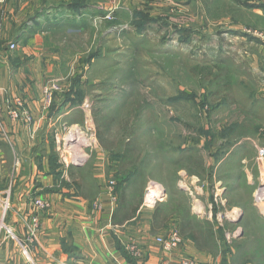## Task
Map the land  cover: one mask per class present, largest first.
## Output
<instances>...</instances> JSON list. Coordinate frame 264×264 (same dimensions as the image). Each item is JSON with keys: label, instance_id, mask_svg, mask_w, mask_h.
Here are the masks:
<instances>
[{"label": "rangeland", "instance_id": "374dc122", "mask_svg": "<svg viewBox=\"0 0 264 264\" xmlns=\"http://www.w3.org/2000/svg\"><path fill=\"white\" fill-rule=\"evenodd\" d=\"M108 10L112 19L91 20L95 52L82 56L95 64L69 73L66 81L80 99H88L76 115L81 124L63 129L60 159L69 156L64 142L76 138V152L86 153L88 162L102 155L119 202L122 196L131 209L139 206L155 182V194L169 188L175 211L191 212L190 203L202 198L208 214L216 208L227 230L218 232L237 239L242 233L233 230L240 217L227 220L224 191L248 208L264 203L252 196L264 185V161L258 157L264 148V57L256 62L252 56L264 40V0H110ZM105 23L104 51L99 36ZM58 76L45 86L61 88L54 98L65 83ZM46 103L53 108L54 102ZM219 152L226 165L217 163ZM127 177L132 181L125 182ZM201 216L183 218L182 228L208 245L215 223ZM2 235L11 236L7 227ZM244 235L252 239L250 232ZM238 257L246 259L244 252Z\"/></svg>", "mask_w": 264, "mask_h": 264}, {"label": "crops", "instance_id": "0c3cea01", "mask_svg": "<svg viewBox=\"0 0 264 264\" xmlns=\"http://www.w3.org/2000/svg\"><path fill=\"white\" fill-rule=\"evenodd\" d=\"M109 4L110 0H6L0 4L3 102L19 98L34 117L30 125L13 121L5 105L1 112L0 219L11 236L0 237V264H178L187 257L199 264H264V203L262 209L248 208L232 202L230 193L224 191L221 201H226L225 216L229 221L233 215L240 217V225L233 231L242 233L229 240L218 232L227 231L218 222V211L213 207L208 214L209 204L195 197L194 204L190 201L194 209L187 211L188 219L196 217L199 221L207 214L206 219L215 223L211 243L203 245L195 235L184 232V217L174 210L168 187L155 208L143 207V199L131 209L128 199L124 203L110 200V178L101 154L91 162L87 158L82 165L60 159L63 129L81 124L76 115L83 112L80 103L88 99H80L66 81L72 72L82 68L90 71L95 64L94 59L86 64L88 59L83 62L82 56L95 52L97 36L91 20L104 17ZM106 25L99 36L104 51L109 49ZM261 42L252 55L256 62L259 56L264 57V40ZM11 45L16 48L11 49ZM57 75L65 83L50 108L44 88ZM224 159L219 155L217 163L226 165ZM247 178L252 187L248 174ZM197 182L191 180L189 184ZM219 182L222 179L216 184ZM185 188L191 196L190 186ZM38 199L49 202L51 208H36ZM97 202L102 209L96 208ZM241 209H246L245 213ZM243 216L246 225L241 223ZM36 217L37 226L33 222ZM175 230L181 233L183 243L167 252L157 239ZM246 231L252 239L244 237ZM243 252L245 260L238 257Z\"/></svg>", "mask_w": 264, "mask_h": 264}, {"label": "built area", "instance_id": "2783aa9c", "mask_svg": "<svg viewBox=\"0 0 264 264\" xmlns=\"http://www.w3.org/2000/svg\"><path fill=\"white\" fill-rule=\"evenodd\" d=\"M6 0H0V4L5 3ZM110 12V11H109ZM108 12V13H109ZM106 14L104 17H102V21H105L107 19H112L110 14ZM16 45H11V49H15ZM61 88L56 85L54 86H48L47 88H45V95L47 97V102L50 105L53 100H54V94L56 91L60 90ZM2 92L3 89L0 88V128H2L3 122L1 119V112L4 108V105L6 106V108L9 111V116L11 117V119L13 121H21L24 122L26 124H34V117L32 115V112L25 106L24 102L21 99H15V100H11L9 98L5 99V104L3 105V98H2ZM85 111L90 109V105L86 104L84 106ZM93 130L92 127L88 128V131ZM93 132V131H92ZM91 132V133H92ZM80 133V132H79ZM71 134V133H70ZM81 136V133H80ZM82 138V137H81ZM71 140L73 142L68 141V143L64 142L63 144V149L68 151L69 156L64 157L62 155V161L64 163H69V164H83L86 160V153L83 154H78L76 151V148L81 145L80 141H77L76 138H71ZM85 140V139H84ZM83 140V141H84ZM77 141V142H76ZM258 157L259 160L261 162L264 161V148H260L258 151ZM152 184L154 183H150L148 185V188L146 190L145 193V197H144V203H143V207H149V208H155L158 203L161 201V199L163 198V194H155L152 191ZM163 193H164V189H163ZM107 194L109 195L110 200L113 203H116L117 200V195L115 193V184L113 181H109L108 182V186H107ZM260 194V196H262V198L258 197V195ZM264 185H262V187H259L258 191L256 192L255 195V200L257 202H264ZM35 206L36 208H38L39 210H49L51 208V204L49 202L43 201L41 199H38L35 201ZM96 208L98 209H102V205L97 202L96 204ZM34 224L37 226L38 224V217L34 218L33 220ZM6 228L3 219H0V237L2 235V231ZM158 244H160L161 246H163V248L167 251V252H173L174 250H176L177 248L180 247V245L183 243V238L181 233L179 232V230H175L173 232H171L167 237H160L157 239ZM178 264H199V262L192 257H187L182 259Z\"/></svg>", "mask_w": 264, "mask_h": 264}, {"label": "trees", "instance_id": "16d2710c", "mask_svg": "<svg viewBox=\"0 0 264 264\" xmlns=\"http://www.w3.org/2000/svg\"><path fill=\"white\" fill-rule=\"evenodd\" d=\"M73 92H74V91H73V89H72L71 93L73 94ZM70 95H71V94H70ZM70 95H69V99L71 98ZM219 155H221L220 152H219V154H218L217 160H218V158H219ZM211 180H212V179H211ZM131 181H132V179L129 178V177H127V179L125 180V182H127V183H128V182H131ZM210 182H211V181H210ZM121 198H123V199H121L120 202H121V203H124V202L126 201V199H125L124 197H122V196H121ZM184 210H185V211H184ZM178 211L183 215L184 218H188V215H187L188 213H187L186 209H179ZM214 211L217 212V209L214 208Z\"/></svg>", "mask_w": 264, "mask_h": 264}, {"label": "bare ground", "instance_id": "6f19581e", "mask_svg": "<svg viewBox=\"0 0 264 264\" xmlns=\"http://www.w3.org/2000/svg\"><path fill=\"white\" fill-rule=\"evenodd\" d=\"M77 129V128H76ZM72 132H73V130H72ZM72 132H71V134H72ZM74 134H75V132H73ZM76 134H78L77 132H76ZM77 136V135H76ZM154 192V191H153Z\"/></svg>", "mask_w": 264, "mask_h": 264}]
</instances>
